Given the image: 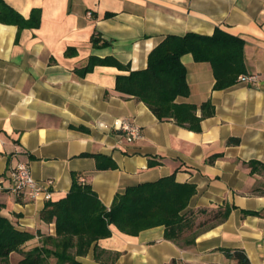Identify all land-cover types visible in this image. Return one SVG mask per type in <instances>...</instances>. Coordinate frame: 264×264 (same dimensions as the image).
Masks as SVG:
<instances>
[{"label":"crops","instance_id":"1","mask_svg":"<svg viewBox=\"0 0 264 264\" xmlns=\"http://www.w3.org/2000/svg\"><path fill=\"white\" fill-rule=\"evenodd\" d=\"M3 1L25 18L39 9L40 22L20 30L0 22V184L7 186L10 167L24 162L36 181H52L51 201L66 195L76 174L109 208L126 187L173 174L195 185L182 211L191 213L192 228L174 241L161 225L130 235L111 224L97 245L117 255L113 264H239L228 255L236 250L245 264H264V169L252 173L247 164L264 163V0ZM216 27L244 41L246 73L259 79L213 89L210 63L183 54L190 93L176 102L214 106L199 131L159 120L144 102L116 91V76L129 70L98 64L84 76L75 71L90 56L143 69L166 35H211ZM92 37L109 44L94 45ZM119 120L138 124L141 137L126 142L114 127ZM232 137L238 142L228 143ZM47 201L0 194L1 214L35 233L25 250L54 234V223L40 218ZM225 207V219L212 218ZM94 252L91 246L78 259L101 264ZM20 258L11 253L9 264Z\"/></svg>","mask_w":264,"mask_h":264},{"label":"trees","instance_id":"2","mask_svg":"<svg viewBox=\"0 0 264 264\" xmlns=\"http://www.w3.org/2000/svg\"><path fill=\"white\" fill-rule=\"evenodd\" d=\"M0 22L16 25L18 30L34 28L39 25L40 11L34 9L25 18L0 0ZM91 41L99 46L109 44L94 37ZM243 46L244 41L240 37L218 27L211 35L195 32L168 34L151 49L143 69L130 70L127 64L113 57L90 56L88 63L75 71L79 76H84L98 64L129 70L126 75L116 76V91L144 102L159 120L171 119L181 127L199 131L201 121L214 114V106L210 100L199 106L176 102L177 97H186L190 93L181 56L191 53L195 61L209 62L215 78L213 89H224L235 84L239 75L248 74ZM71 49L68 48L65 54H71ZM197 109L200 110L199 116ZM237 142V138L228 139L230 144ZM220 154L210 156L208 162H213ZM96 158L99 160L98 155ZM153 164L150 162V165ZM247 164L252 173L264 169V163L256 160ZM98 166L101 165L98 163ZM195 191L194 184L178 183L171 174L126 187L122 193L114 195L107 208L89 184L81 182L78 175L72 174L71 186L66 195L56 201L48 200L40 212L44 222L54 223V234L41 235L39 245L25 250V243L34 238L35 233L19 229L0 212V264H9L13 252L21 254L15 264H83L78 257L84 256L91 246L94 247L96 261L113 264L117 255L107 253L97 245L99 239L111 235V224L130 235L161 225L166 239L178 241L193 226L191 213L182 211ZM229 212L230 208L225 207L215 212L212 218L225 219ZM228 255L236 258L239 264L248 261L242 251L236 250Z\"/></svg>","mask_w":264,"mask_h":264},{"label":"built area","instance_id":"3","mask_svg":"<svg viewBox=\"0 0 264 264\" xmlns=\"http://www.w3.org/2000/svg\"><path fill=\"white\" fill-rule=\"evenodd\" d=\"M89 14V12H88ZM259 79L258 74H241L238 76V81L244 83H255ZM119 131L120 136L126 142L136 141L141 137V127L133 121L119 120L114 125ZM9 184L2 186L0 184V194L3 192L12 193L16 197L28 196L30 198L43 197L46 200H51L52 193L49 189L51 180L44 182L36 181L31 175L28 165L24 162H17L9 169ZM226 264V263H215Z\"/></svg>","mask_w":264,"mask_h":264}]
</instances>
